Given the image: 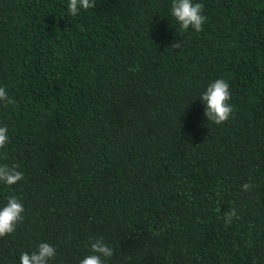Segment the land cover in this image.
<instances>
[{
  "label": "trees",
  "instance_id": "1",
  "mask_svg": "<svg viewBox=\"0 0 264 264\" xmlns=\"http://www.w3.org/2000/svg\"><path fill=\"white\" fill-rule=\"evenodd\" d=\"M193 2L200 32L172 0H0V165L24 174L0 182L24 205L0 264L45 242L80 264L101 238L104 264H264V0ZM221 78L216 125L199 97Z\"/></svg>",
  "mask_w": 264,
  "mask_h": 264
},
{
  "label": "clouds",
  "instance_id": "2",
  "mask_svg": "<svg viewBox=\"0 0 264 264\" xmlns=\"http://www.w3.org/2000/svg\"><path fill=\"white\" fill-rule=\"evenodd\" d=\"M95 7V0H69L68 10L72 16H76L80 11ZM171 15L175 18L182 29L191 28L195 32L203 30L207 17L203 15V5L194 3L193 0H172ZM180 43L173 45L179 48ZM205 105V116L207 121L216 125L227 122L233 108L229 101L231 99L230 85L224 79H216L211 82L206 90L199 97ZM0 102L5 105L15 104L5 87H0ZM9 143L7 126H0V149L6 148ZM24 178V174L16 168L8 165H0V182L6 185H14ZM242 190L248 191L250 185L244 183ZM24 205L15 196H10L7 204L0 209V237L13 233L19 223L24 219ZM225 222L231 223L236 217L235 210L225 211ZM56 249L48 243H41L38 250L31 254L24 252L20 255V264H49V261L56 256ZM113 256V248L98 239L91 243V254L80 260V264H104V258Z\"/></svg>",
  "mask_w": 264,
  "mask_h": 264
}]
</instances>
